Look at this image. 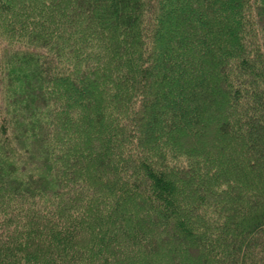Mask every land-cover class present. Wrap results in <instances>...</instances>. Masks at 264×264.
<instances>
[{"label":"trees","instance_id":"1","mask_svg":"<svg viewBox=\"0 0 264 264\" xmlns=\"http://www.w3.org/2000/svg\"><path fill=\"white\" fill-rule=\"evenodd\" d=\"M0 264H264V0H0Z\"/></svg>","mask_w":264,"mask_h":264}]
</instances>
